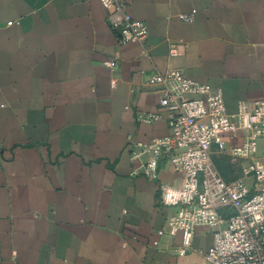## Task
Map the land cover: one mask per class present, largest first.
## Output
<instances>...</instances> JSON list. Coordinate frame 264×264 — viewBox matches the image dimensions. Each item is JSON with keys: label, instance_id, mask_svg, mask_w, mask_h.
Segmentation results:
<instances>
[{"label": "crops", "instance_id": "crops-1", "mask_svg": "<svg viewBox=\"0 0 264 264\" xmlns=\"http://www.w3.org/2000/svg\"><path fill=\"white\" fill-rule=\"evenodd\" d=\"M122 1L143 46L118 45L99 0H0V264H204L209 227L183 255L180 231L157 235L179 177L166 160L136 176L129 141L168 134L138 122L160 112L156 74L219 90L228 114L264 100V0Z\"/></svg>", "mask_w": 264, "mask_h": 264}, {"label": "built area", "instance_id": "built-area-1", "mask_svg": "<svg viewBox=\"0 0 264 264\" xmlns=\"http://www.w3.org/2000/svg\"><path fill=\"white\" fill-rule=\"evenodd\" d=\"M110 30L120 46H143L148 29L135 20L122 0H99ZM143 52H145L143 50ZM176 54L172 49L171 56ZM107 65L115 68L116 62ZM114 83V82H113ZM159 86L160 112L138 115V122H163L164 137L129 141L134 174L157 178L166 160L179 177L175 184L159 187V202L176 209L167 219V232L180 231V255L185 254L197 226L211 229L212 243L203 255L204 264H264V162L257 158L264 139V100L243 104L228 114L219 90L186 78L177 70L148 79ZM232 139L237 141L231 144ZM214 151L244 162L242 176L226 181L212 168Z\"/></svg>", "mask_w": 264, "mask_h": 264}, {"label": "rangeland", "instance_id": "rangeland-1", "mask_svg": "<svg viewBox=\"0 0 264 264\" xmlns=\"http://www.w3.org/2000/svg\"><path fill=\"white\" fill-rule=\"evenodd\" d=\"M244 162L234 156H223L216 153L212 159V168L226 181H233L242 176Z\"/></svg>", "mask_w": 264, "mask_h": 264}]
</instances>
